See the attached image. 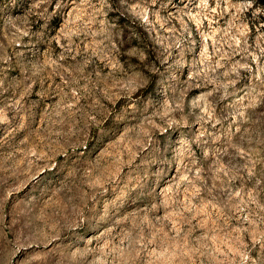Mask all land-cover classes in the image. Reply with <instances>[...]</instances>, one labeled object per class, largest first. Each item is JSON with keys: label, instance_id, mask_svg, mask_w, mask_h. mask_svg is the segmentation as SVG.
Here are the masks:
<instances>
[{"label": "rangeland", "instance_id": "obj_1", "mask_svg": "<svg viewBox=\"0 0 264 264\" xmlns=\"http://www.w3.org/2000/svg\"><path fill=\"white\" fill-rule=\"evenodd\" d=\"M0 264H264V9L0 0Z\"/></svg>", "mask_w": 264, "mask_h": 264}, {"label": "trees", "instance_id": "obj_2", "mask_svg": "<svg viewBox=\"0 0 264 264\" xmlns=\"http://www.w3.org/2000/svg\"><path fill=\"white\" fill-rule=\"evenodd\" d=\"M253 2L258 8L264 9V0H253Z\"/></svg>", "mask_w": 264, "mask_h": 264}]
</instances>
